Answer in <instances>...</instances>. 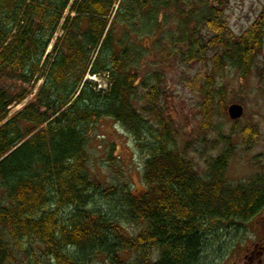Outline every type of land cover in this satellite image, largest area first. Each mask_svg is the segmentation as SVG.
<instances>
[{
  "label": "trees",
  "instance_id": "trees-1",
  "mask_svg": "<svg viewBox=\"0 0 264 264\" xmlns=\"http://www.w3.org/2000/svg\"><path fill=\"white\" fill-rule=\"evenodd\" d=\"M227 4L0 0V264H203L215 245L224 253L218 264L227 263L239 247L228 235L264 210V172L237 182L227 175L238 145L259 144V125L239 119L231 133L220 129L222 152L202 174L166 114L165 77L159 69L139 77L145 39L160 57L155 67L201 66L205 130L226 115L227 71L255 78L264 98V9L237 34ZM88 74L108 76L106 89L97 92ZM104 119L148 149L140 196L129 180L108 183L89 169L87 146ZM100 201L120 218L106 216Z\"/></svg>",
  "mask_w": 264,
  "mask_h": 264
},
{
  "label": "rangeland",
  "instance_id": "rangeland-1",
  "mask_svg": "<svg viewBox=\"0 0 264 264\" xmlns=\"http://www.w3.org/2000/svg\"><path fill=\"white\" fill-rule=\"evenodd\" d=\"M228 6L226 17L229 25L237 34L242 33L258 18L264 9V0H227ZM60 29L53 39L47 53L53 59L59 48L58 39L63 36ZM148 49L147 57L140 64L139 77L141 81L159 69L165 77L164 103L166 114L170 116L179 128V141L181 144H189L190 153L195 160L198 170L204 174L208 167L207 160L218 156L222 152L220 144L215 143L218 131L222 129L225 133H231L235 121L228 115V106L239 103L244 106L245 112L241 118L242 123L250 121L259 125L261 139L252 150H245L240 144L232 157L227 175L234 181L250 179L256 173L264 172V98L260 84L255 78L241 79L235 72L227 71L222 85L228 89V106L226 115L213 120L212 129H204L201 111L202 95L200 94V83L197 81V72L201 66L194 69L178 63L155 67L159 55L153 50V41L145 39L142 41ZM58 47L56 49V45ZM86 80L96 85L98 90L106 89L108 76H94L88 74ZM25 104V103H24ZM23 104V106H24ZM19 105L12 111L16 112L23 108ZM239 142L238 138H235ZM89 153V169L92 175L108 183H119L120 179L129 180L131 189L135 195H142L145 190L143 183L144 161L148 155V149L137 146L134 138L124 128L111 119H104L99 123L97 130L92 132L91 140L87 146ZM113 156L117 169L111 168L109 157ZM119 168L122 171H119ZM99 207L111 218H120L115 209L107 202L100 201ZM114 212V213H113ZM130 230L137 232V227L128 225ZM228 243L235 245L231 237L236 236V244L239 247L231 252L226 264H264V210L246 225L242 231L228 235ZM37 246V244H34ZM228 249V248H227ZM226 249V250H227ZM70 253H75L71 248ZM256 257L251 262V253ZM219 254V247L215 245L201 255L203 264H218L223 255ZM226 259V256L225 258ZM44 264H51L49 259L44 258ZM99 264V263H97Z\"/></svg>",
  "mask_w": 264,
  "mask_h": 264
},
{
  "label": "water",
  "instance_id": "water-1",
  "mask_svg": "<svg viewBox=\"0 0 264 264\" xmlns=\"http://www.w3.org/2000/svg\"><path fill=\"white\" fill-rule=\"evenodd\" d=\"M244 112V106L238 103L231 104L228 108V114L233 120L240 119L244 115Z\"/></svg>",
  "mask_w": 264,
  "mask_h": 264
},
{
  "label": "flooded vegetation",
  "instance_id": "flooded-vegetation-1",
  "mask_svg": "<svg viewBox=\"0 0 264 264\" xmlns=\"http://www.w3.org/2000/svg\"><path fill=\"white\" fill-rule=\"evenodd\" d=\"M255 257H256V253L252 252V253H251V259H250V260H251V262H252V260H254V259H255Z\"/></svg>",
  "mask_w": 264,
  "mask_h": 264
}]
</instances>
